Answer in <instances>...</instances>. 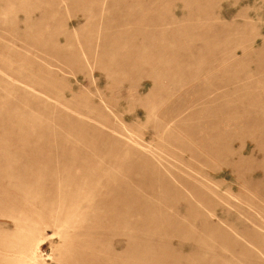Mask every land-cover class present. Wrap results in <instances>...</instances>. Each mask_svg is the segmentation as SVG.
<instances>
[{
  "label": "rangeland",
  "instance_id": "rangeland-1",
  "mask_svg": "<svg viewBox=\"0 0 264 264\" xmlns=\"http://www.w3.org/2000/svg\"><path fill=\"white\" fill-rule=\"evenodd\" d=\"M0 264H264V0H0Z\"/></svg>",
  "mask_w": 264,
  "mask_h": 264
}]
</instances>
